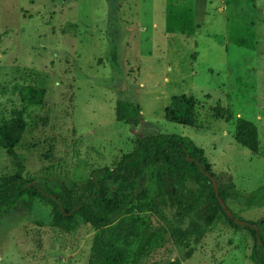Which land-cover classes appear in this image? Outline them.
<instances>
[{
  "label": "rangeland",
  "instance_id": "rangeland-1",
  "mask_svg": "<svg viewBox=\"0 0 264 264\" xmlns=\"http://www.w3.org/2000/svg\"><path fill=\"white\" fill-rule=\"evenodd\" d=\"M182 94L198 101L196 127L165 119ZM120 98L141 105L139 124L116 121ZM16 115L27 129L16 158L0 145V176L20 162L27 179L72 185L115 168L140 137L179 135L205 150L218 186L241 195L227 203L233 212L264 219V203L245 204L264 187V0H0V128ZM238 118L258 126L259 155L235 141ZM171 182L142 179L143 209L121 217L148 230L136 264H253L249 231L221 223L199 244L187 237L162 200ZM51 222L41 201L17 207L0 222V264H89L95 230Z\"/></svg>",
  "mask_w": 264,
  "mask_h": 264
},
{
  "label": "trees",
  "instance_id": "trees-1",
  "mask_svg": "<svg viewBox=\"0 0 264 264\" xmlns=\"http://www.w3.org/2000/svg\"><path fill=\"white\" fill-rule=\"evenodd\" d=\"M112 68L119 64L120 56L114 49ZM34 101L40 103L44 90L34 88ZM198 101L186 94L173 96L165 111L166 121L187 127L197 126ZM116 121L137 125L142 108L138 102L120 98L116 105ZM27 129L23 116L16 115L0 128V145L11 158ZM235 141L254 155L260 154L261 141L258 126L244 118L235 124ZM11 175L0 176V222L6 220L19 206L33 209L41 201L51 210V225L64 233H74L81 225L95 230L89 264H136L138 252L134 246L145 233L136 220L122 219L125 214L142 210L146 195L139 191L142 179L155 177L166 205L176 209L179 221H187L185 234L199 244L214 226L227 223L234 231H249L254 245L250 254L253 264H264V219L246 221L228 206L239 193L218 187L213 166L206 152L188 137L179 135H150L135 141L134 148L122 157L115 168L92 171L87 179L77 177L72 185L52 184L49 176L27 179L25 167L17 163ZM223 201L228 210L224 208ZM264 203V187L245 198L248 208ZM230 211L232 214H229ZM142 237V238H141ZM186 260L191 257L188 253ZM171 264H181L173 262Z\"/></svg>",
  "mask_w": 264,
  "mask_h": 264
},
{
  "label": "water",
  "instance_id": "water-1",
  "mask_svg": "<svg viewBox=\"0 0 264 264\" xmlns=\"http://www.w3.org/2000/svg\"><path fill=\"white\" fill-rule=\"evenodd\" d=\"M212 178V182H213V185H214V188H215V190H216V193H217V195L219 194L218 193V182H217V180L215 179V178H213V177H211ZM221 203L223 204V206H224V208H226L227 210H228V208H227V206H226V204L223 202V201H221ZM228 213L229 214H232L230 211H228Z\"/></svg>",
  "mask_w": 264,
  "mask_h": 264
}]
</instances>
